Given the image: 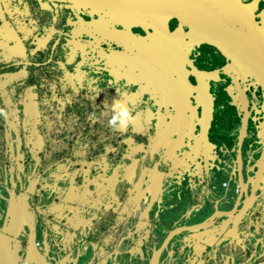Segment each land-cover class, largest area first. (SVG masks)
Segmentation results:
<instances>
[{
  "label": "flooded vegetation",
  "instance_id": "1",
  "mask_svg": "<svg viewBox=\"0 0 264 264\" xmlns=\"http://www.w3.org/2000/svg\"><path fill=\"white\" fill-rule=\"evenodd\" d=\"M0 108V264H264V0H0Z\"/></svg>",
  "mask_w": 264,
  "mask_h": 264
},
{
  "label": "water",
  "instance_id": "2",
  "mask_svg": "<svg viewBox=\"0 0 264 264\" xmlns=\"http://www.w3.org/2000/svg\"><path fill=\"white\" fill-rule=\"evenodd\" d=\"M212 115V109L210 108V106L207 107V109L205 110V113L203 114V120L204 122H208V119L211 117ZM192 178H190L189 180L191 181ZM238 192L236 191L235 194H237ZM242 204V202H240V198H238L235 206L233 207V209L231 210V212H238L239 210H237V208ZM188 208V206H187ZM186 206L181 208L180 210H178L179 212H184L186 209ZM193 209H188V213H189V218L187 220H184L183 218H179L176 221L174 220L175 218L173 217L172 213L169 214V218L167 219V223L171 226V227H176L178 225L187 223L188 221L190 222V225H186V229H183V231L175 234L174 236H171L170 240H166L167 244H169L167 247L168 248H174L179 246L180 244H186L185 240H184V236H187L188 239H190L189 243L191 244L192 241H194L195 239H198V211L196 215H191V213L193 212ZM186 212V213H187ZM193 217V218H192ZM221 218V217H220ZM209 218H205L204 220H202L199 224L204 225L205 222L208 220ZM200 230H203L202 228ZM173 232H171L172 234ZM196 235V238H192L191 239V235ZM190 235V237H189ZM195 237V236H194ZM172 241H174V244H172ZM195 242H198L197 240ZM186 246V245H185ZM166 250V249H165ZM190 250L192 251L189 247H185L182 249V251H187ZM182 252V253H183Z\"/></svg>",
  "mask_w": 264,
  "mask_h": 264
},
{
  "label": "clouds",
  "instance_id": "3",
  "mask_svg": "<svg viewBox=\"0 0 264 264\" xmlns=\"http://www.w3.org/2000/svg\"><path fill=\"white\" fill-rule=\"evenodd\" d=\"M117 95L127 94L131 95L128 91H124L122 89L116 90ZM101 115H106L105 113H101ZM107 115H110V118L107 120V125L113 132H125L130 126V122L135 120V115L129 106L122 104L119 100H117L113 106L111 107V112L108 111ZM0 116H4L7 119V113L4 109L0 108ZM90 120H95L96 115L92 113L88 117Z\"/></svg>",
  "mask_w": 264,
  "mask_h": 264
},
{
  "label": "crops",
  "instance_id": "4",
  "mask_svg": "<svg viewBox=\"0 0 264 264\" xmlns=\"http://www.w3.org/2000/svg\"><path fill=\"white\" fill-rule=\"evenodd\" d=\"M196 187V192L198 193V185L197 186H195ZM216 215H218V216H223V215H225V214H223V213H219V214H216ZM189 218V214H187L183 219L184 220H187ZM186 225H190V222L188 221L187 223H184L182 226H184L183 228H182V230L183 229H186ZM204 234V233H203ZM195 236V237H194ZM189 237H190V235H189ZM192 238H196V235H191V239ZM197 238H198V236H197ZM184 240H185V242H186V244H183V246H185V247H189L192 251H190V250H187V251H184L183 252V260L186 262V264H198V242H195L196 240L198 241V239H195L194 241H192V243L190 244L189 243V241H190V239H188V237L187 236H184ZM184 247V248H185ZM221 257V258H223V254H218L217 255V258L218 257ZM224 258H225V260H227L229 257H225L224 256Z\"/></svg>",
  "mask_w": 264,
  "mask_h": 264
},
{
  "label": "built area",
  "instance_id": "5",
  "mask_svg": "<svg viewBox=\"0 0 264 264\" xmlns=\"http://www.w3.org/2000/svg\"><path fill=\"white\" fill-rule=\"evenodd\" d=\"M222 186L224 187L225 185L223 184Z\"/></svg>",
  "mask_w": 264,
  "mask_h": 264
},
{
  "label": "rangeland",
  "instance_id": "6",
  "mask_svg": "<svg viewBox=\"0 0 264 264\" xmlns=\"http://www.w3.org/2000/svg\"><path fill=\"white\" fill-rule=\"evenodd\" d=\"M203 218V217H202ZM200 220V219H199ZM202 220V219H201Z\"/></svg>",
  "mask_w": 264,
  "mask_h": 264
}]
</instances>
